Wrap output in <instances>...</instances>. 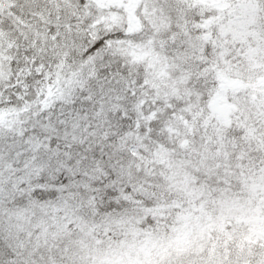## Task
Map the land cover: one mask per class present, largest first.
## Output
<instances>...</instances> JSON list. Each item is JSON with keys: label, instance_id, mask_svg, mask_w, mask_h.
Listing matches in <instances>:
<instances>
[{"label": "snow or ice", "instance_id": "1", "mask_svg": "<svg viewBox=\"0 0 264 264\" xmlns=\"http://www.w3.org/2000/svg\"><path fill=\"white\" fill-rule=\"evenodd\" d=\"M0 264H264V0H0Z\"/></svg>", "mask_w": 264, "mask_h": 264}]
</instances>
